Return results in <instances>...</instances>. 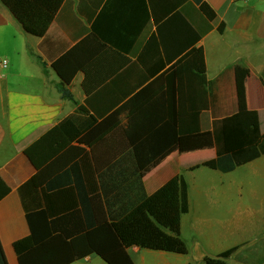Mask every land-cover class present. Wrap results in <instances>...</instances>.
<instances>
[{"label":"crops","instance_id":"1","mask_svg":"<svg viewBox=\"0 0 264 264\" xmlns=\"http://www.w3.org/2000/svg\"><path fill=\"white\" fill-rule=\"evenodd\" d=\"M204 1L216 14L212 21L194 0H63L41 36L26 32L0 2V59L7 60L0 66V180L8 188L0 200V243L8 264H18L14 242L30 234L20 186L71 144L86 155L63 162L66 168L52 178L56 181L45 195L29 189L36 206L59 208L63 197L55 191L72 185L67 169L74 164L79 186L84 174L101 189L100 175L106 183L110 172L117 178L113 195L123 194L127 165L97 171L91 148L70 142L57 125L71 118L81 136L100 141V124L139 94L131 103L135 123L149 121L141 111L164 113L174 94L184 112L198 109L201 135L179 140L140 172L147 195L175 176L184 177L188 211L180 217V236L188 254L132 246L134 264L201 262L232 247L237 249L228 264L264 263V154L228 172L203 165L217 156L214 122L237 111V68L247 107L258 111L264 132V0ZM192 48L202 49L205 80L197 69L200 58L189 54ZM68 52L61 66L71 75L66 87L72 99L62 97L53 67ZM126 115L110 122L126 125ZM167 121L162 115L151 123L164 127ZM150 138L163 143L165 135L153 131ZM123 140V130L116 129L98 142L95 156H129ZM70 264L107 263L91 254Z\"/></svg>","mask_w":264,"mask_h":264},{"label":"trees","instance_id":"2","mask_svg":"<svg viewBox=\"0 0 264 264\" xmlns=\"http://www.w3.org/2000/svg\"><path fill=\"white\" fill-rule=\"evenodd\" d=\"M194 1L208 20L215 19L216 14L208 3L204 0ZM0 2L10 10L26 32L41 36L46 32L63 0H0ZM222 29L223 26L220 25L218 30L222 31ZM189 54H196L200 58L197 69L205 80L202 49L192 48ZM70 55L71 52H68L53 63L61 78L58 89L66 99H72L66 87L71 75H67L61 65ZM234 73L237 111L214 122L212 135L217 147V156L203 163L204 166L223 172L232 171L237 166L264 154V132L261 129L259 113L247 107L241 70L237 68ZM141 95L129 100L120 110L113 112L100 124L103 133L100 141L88 138L86 135L81 136V127L74 124L71 118H66L57 125L58 131L70 142L91 148V165L97 171L102 166H107L108 171H111L121 163L127 165V185L121 196L113 195L114 181L117 178L108 172L105 174L106 183L100 175L101 189L97 184L95 186L87 181L84 174L81 175V187L78 177L74 175L76 165L74 164L67 169L71 177L68 182L72 185L61 191H55L61 193L63 197L59 208L36 206L33 203L34 195L32 199L28 197L29 189L30 194L39 190L43 194L48 192V188L53 186L51 183L56 181L52 178L66 168L67 165H63V162L70 163L78 159V155L82 153L86 155L87 152L83 147L71 144L19 188L30 234L13 244L18 264H70L91 254H96L107 264H134L128 252L132 246L188 254V246L180 236V217L188 211L187 183L184 177L175 176L153 194L147 195L140 172L179 140L201 135L199 111L195 109L184 112L177 105V95L173 94L169 96L168 110L164 113L141 111L143 117L149 121L145 124H137L134 122L137 111L131 108V103ZM122 112L127 113L126 125L120 126L119 122L115 124L110 122V119L118 117ZM162 115L168 120V124L164 127L151 123V120H161ZM119 128L124 133L121 144L124 148H129V156L122 159H116L110 154L103 158L95 156V147L102 144L98 142H102L104 137L109 139L110 135ZM153 131L164 133L163 143L150 138ZM111 148L107 146L106 150ZM28 155L33 158L31 149L28 150ZM7 192L8 188L0 180V200ZM236 249L237 247H232L218 254L206 255L201 262L188 264H228L230 255ZM0 264H8L1 243Z\"/></svg>","mask_w":264,"mask_h":264},{"label":"built area","instance_id":"3","mask_svg":"<svg viewBox=\"0 0 264 264\" xmlns=\"http://www.w3.org/2000/svg\"><path fill=\"white\" fill-rule=\"evenodd\" d=\"M7 65L6 59H0V66L5 67Z\"/></svg>","mask_w":264,"mask_h":264}]
</instances>
